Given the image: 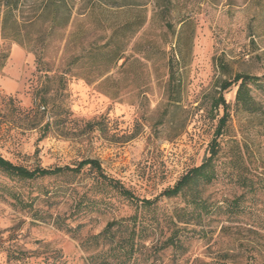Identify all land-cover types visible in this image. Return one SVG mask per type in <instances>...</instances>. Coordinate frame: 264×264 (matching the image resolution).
Segmentation results:
<instances>
[{
    "label": "rangeland",
    "instance_id": "rangeland-1",
    "mask_svg": "<svg viewBox=\"0 0 264 264\" xmlns=\"http://www.w3.org/2000/svg\"><path fill=\"white\" fill-rule=\"evenodd\" d=\"M74 3L69 25L47 41L51 61L61 63L63 48L74 33L84 56L90 44L106 42L105 27L131 20L132 29L145 23L131 39L126 32V56L146 57L145 66L121 69L122 61L107 75L118 80L117 100L102 92L100 82L71 79L63 90L73 114L70 135L51 133L38 141L40 136L14 120L6 107L31 108L45 76L37 71L34 53L11 44L0 71V155L28 169L76 167L84 159H96L104 175L136 200L157 202L152 209L141 208V203L126 199L89 167L35 180L0 171V264H119L105 258L101 249L87 250L82 243L110 222L138 215L156 229L148 249L161 245L174 230L175 211L186 207L194 191L213 206L227 207L237 200L244 212L231 217L235 224L226 222L228 212L214 211L203 226H190L181 257L171 248L155 254L143 248L131 264H264V95L260 90L252 87L260 107L254 114L237 110V85L224 93L231 119L217 139L212 183L176 197L163 195L210 157L223 115L212 105L221 84L237 75H264V0ZM1 45L0 40V50ZM171 55L178 61L181 86L177 106L169 103L166 91ZM98 72L81 61V75L93 80ZM88 122L91 131L85 130Z\"/></svg>",
    "mask_w": 264,
    "mask_h": 264
},
{
    "label": "trees",
    "instance_id": "trees-1",
    "mask_svg": "<svg viewBox=\"0 0 264 264\" xmlns=\"http://www.w3.org/2000/svg\"><path fill=\"white\" fill-rule=\"evenodd\" d=\"M170 2L171 0H164ZM74 0H35L32 5L28 4V0H0V40L2 41L0 50V71L5 67L9 59L10 45L18 44L27 48L34 53L36 58V68L39 73L44 74L45 81L41 89H38L33 95L32 107L26 108H7L6 112L11 113L14 120L22 122L26 129L35 131L40 138L38 141L46 139L51 133H56L62 137L68 138L71 132L69 124L73 123L72 112L67 106V96L63 95V90L71 79L83 78L90 84L100 82L99 88L111 99L117 100L121 97L118 88V80L111 76H107L111 71L119 67L126 69L133 64H143L142 59L134 56H126L128 42L124 39L132 36L144 25L145 21L139 23L136 29H132L135 21L125 23H114L105 27V31L109 32L105 43L90 44L84 51L82 56L79 45L76 40L78 33L71 36V40L64 46V55L61 63L57 66L56 62L51 61L48 57L50 44L47 42L57 31L64 30L70 23L74 14ZM128 39V40H129ZM85 59L90 69L99 71L96 77L91 80L90 77L79 73L80 63ZM168 81L166 91L169 103L177 106L179 96L181 94V86L178 81V61L174 55L168 59ZM91 74V73H90ZM107 76V77H106ZM106 77V78H104ZM52 82L57 83L52 86ZM237 85L236 107L237 110L249 114L259 111V104L253 96L252 87L260 90L264 95V75L250 76L237 75L233 81H224L221 84V92L218 97L213 100V108L223 115L219 120V126L216 138L210 150L208 157L199 167L193 168L186 173L174 187L167 189L163 195L166 197H176L186 194L188 191L198 190L201 184L209 185L215 178L214 160L218 155L217 139L224 133L225 128L231 119V105L226 102L224 93L232 86ZM140 94L136 95V97ZM146 95H144V98ZM93 130L92 122H88L85 130ZM74 129V128H73ZM89 167L95 172L100 179L116 189L122 196L135 203H141V208L152 209L157 200H136L133 195L125 190L118 183H114L111 179L104 175L101 164L96 159H84L76 167H55L28 169L18 166L6 160L0 155V171L9 177L20 180H35L38 178L51 177L66 173H79L83 168ZM218 211L230 214V218L226 221L230 224L236 222L231 219L232 216H238L244 212V207L239 201L234 200L227 207L210 205L206 200L194 191L187 201L184 209L176 210L174 217V230L170 237L161 245H152L148 249L147 244L155 235L156 229L150 225H145L144 218L134 215L128 219L113 221L107 224L105 229L98 235L88 237L82 246L85 249L94 248L101 249V254L105 258H111L119 264H131L136 261V256L142 249L147 251H157L172 249L175 255L179 257L185 254V243L188 238L186 232H190V226H203L205 220L212 212ZM174 218V219H175ZM229 227H225L224 230ZM71 230V229H69ZM193 234L197 231L192 229ZM153 243V242H151ZM151 258V256L149 257ZM227 258H230L227 255ZM200 264H211L201 262ZM222 264V263H215Z\"/></svg>",
    "mask_w": 264,
    "mask_h": 264
}]
</instances>
